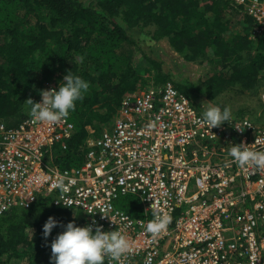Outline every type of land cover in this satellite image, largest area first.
Instances as JSON below:
<instances>
[{
	"label": "built area",
	"instance_id": "built-area-1",
	"mask_svg": "<svg viewBox=\"0 0 264 264\" xmlns=\"http://www.w3.org/2000/svg\"><path fill=\"white\" fill-rule=\"evenodd\" d=\"M235 3L257 20L252 37L264 35V0ZM202 111L171 82L129 91L110 123L87 126L86 158L73 166L56 162L75 133L69 116L1 123L0 213L50 196L82 211V226L125 233L132 251L120 264H264V170L228 156L235 143L264 150V106L258 122L244 116L212 129ZM61 179L67 206L56 200ZM127 197L139 201L138 214L120 205ZM153 202L171 217L156 238L144 228Z\"/></svg>",
	"mask_w": 264,
	"mask_h": 264
},
{
	"label": "trees",
	"instance_id": "trees-1",
	"mask_svg": "<svg viewBox=\"0 0 264 264\" xmlns=\"http://www.w3.org/2000/svg\"><path fill=\"white\" fill-rule=\"evenodd\" d=\"M256 26L255 17L235 0H0V124L15 126L29 116L26 100L37 102L45 81L58 89L67 72L80 75L90 87L69 115L75 133L56 158L61 166L80 164L86 158L87 126L110 123L125 93L135 89L137 71L127 51L135 33L150 46L168 38L183 58L208 57L218 65L199 85H175L190 100L193 95L213 102L236 87L258 93L264 35L252 37ZM120 205L139 213L136 198H124ZM50 216L58 224L45 237ZM81 219L82 211L55 205L50 196L12 206L0 213V264H54L51 241L69 221L82 226Z\"/></svg>",
	"mask_w": 264,
	"mask_h": 264
},
{
	"label": "clouds",
	"instance_id": "clouds-1",
	"mask_svg": "<svg viewBox=\"0 0 264 264\" xmlns=\"http://www.w3.org/2000/svg\"><path fill=\"white\" fill-rule=\"evenodd\" d=\"M89 87L88 81L69 71L63 77L58 89L40 90L42 96L40 102L32 98L26 100L30 105L29 114L40 122L55 123L66 119L75 110L77 102L84 99ZM202 107L203 123L210 129L224 122L231 123L233 117L230 107H221L212 100L203 102ZM234 128L239 131L244 130L239 126ZM247 145L243 142L231 144L228 156L231 157L232 162L240 168L251 165L264 170V150H252ZM54 187L60 191V198L56 200L67 206L68 201L63 200V193L67 191L63 180H59ZM150 208L153 218L144 225V228L156 238L167 229L171 217L156 208L154 202ZM111 220L115 222L112 218ZM57 224L58 221L50 216L43 225V235L48 237ZM131 251V242L121 230L115 228L112 231H102L97 227L94 231L91 225L78 226L75 221H69L64 226V230L51 241V259L54 264H104L106 258L109 264L113 262L120 264L122 257Z\"/></svg>",
	"mask_w": 264,
	"mask_h": 264
},
{
	"label": "rangeland",
	"instance_id": "rangeland-1",
	"mask_svg": "<svg viewBox=\"0 0 264 264\" xmlns=\"http://www.w3.org/2000/svg\"><path fill=\"white\" fill-rule=\"evenodd\" d=\"M88 1V0H85ZM235 20L233 21L234 24ZM134 44L127 46V51L133 56V64L137 71L135 78V90L153 87L155 85L171 82L174 85H199L219 69V66L209 62L208 57L204 61L187 60L180 56L170 44L168 38H163L155 45L150 46L143 40L139 33L134 35ZM94 67L91 68V71ZM167 76L163 81L160 75ZM48 81L44 82L43 89ZM202 88L208 90L205 84ZM191 100L202 107V103L208 101L204 96L190 95ZM221 107L228 106L232 112V119L258 115L264 106V79L261 82L258 93L243 92L238 87L226 90L219 94L213 101ZM61 166V165H60Z\"/></svg>",
	"mask_w": 264,
	"mask_h": 264
}]
</instances>
